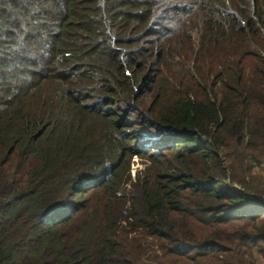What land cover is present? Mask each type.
Here are the masks:
<instances>
[{"label":"trees","instance_id":"obj_1","mask_svg":"<svg viewBox=\"0 0 264 264\" xmlns=\"http://www.w3.org/2000/svg\"><path fill=\"white\" fill-rule=\"evenodd\" d=\"M263 55L264 0H0V264H264Z\"/></svg>","mask_w":264,"mask_h":264},{"label":"rangeland","instance_id":"obj_2","mask_svg":"<svg viewBox=\"0 0 264 264\" xmlns=\"http://www.w3.org/2000/svg\"><path fill=\"white\" fill-rule=\"evenodd\" d=\"M196 36V35H195ZM264 56V55H263ZM254 139H250L249 137H244V143H249ZM260 140H257V144L260 143ZM234 139L227 137L225 138V143L229 145L227 149H222L218 153V157L221 158L222 161L225 162L226 158L236 161V171L238 177L243 176L248 180V182L254 186L264 187V153L259 151H248L241 147H235ZM262 141V140H261ZM228 160H226V164L228 165ZM242 166V169L239 167ZM145 164H143L138 158L133 157L132 165H131V179H135L136 172L143 170ZM229 181V179H227ZM130 184L129 182L127 185ZM241 188L239 185H234V190H239ZM242 190V189H241ZM240 191V190H239ZM262 202H264L263 198H259ZM124 220V219H122ZM124 224L121 223L120 227ZM144 235V234H142ZM137 235L132 234L129 238ZM141 247L145 250L143 252V262H147L148 264H168L164 260L158 259L161 258L157 253V245L151 241L150 238L142 237ZM135 255V253H134ZM151 256L157 257L154 261L151 260ZM161 262V263H160Z\"/></svg>","mask_w":264,"mask_h":264}]
</instances>
